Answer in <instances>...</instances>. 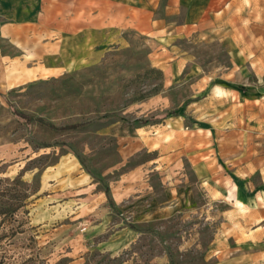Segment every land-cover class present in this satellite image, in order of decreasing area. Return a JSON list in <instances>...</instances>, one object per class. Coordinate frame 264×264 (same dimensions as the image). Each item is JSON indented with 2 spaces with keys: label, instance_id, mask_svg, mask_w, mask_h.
Returning a JSON list of instances; mask_svg holds the SVG:
<instances>
[{
  "label": "rangeland",
  "instance_id": "rangeland-1",
  "mask_svg": "<svg viewBox=\"0 0 264 264\" xmlns=\"http://www.w3.org/2000/svg\"><path fill=\"white\" fill-rule=\"evenodd\" d=\"M48 2L0 37V264H264V242H242L260 219L264 95L244 122L210 96L225 49L248 41L155 39L115 21L130 0Z\"/></svg>",
  "mask_w": 264,
  "mask_h": 264
},
{
  "label": "crops",
  "instance_id": "crops-1",
  "mask_svg": "<svg viewBox=\"0 0 264 264\" xmlns=\"http://www.w3.org/2000/svg\"><path fill=\"white\" fill-rule=\"evenodd\" d=\"M51 1L0 0V37H10V25L39 23L41 8L46 2L50 5ZM54 2L57 3V0ZM114 2L113 6L117 9L127 7L126 3ZM128 7L131 9L129 16L116 10L115 21L128 22L131 28L155 39L189 38L208 33L215 36L219 34L226 40L248 41L241 48L225 49L230 63L222 77L217 78L210 96L215 99L216 105H226L227 119L241 118V122L249 119L250 105L256 102L261 104L260 98L264 95V0H144L142 6H138L137 0H130ZM159 7L163 9L164 16L176 15L184 9V18L179 24L166 22L155 15ZM82 21L89 22V19L83 17ZM49 32L57 36L59 30L53 27ZM232 56L240 58L234 59ZM249 73L255 76L254 85L249 82ZM244 129L243 125L242 131ZM260 136L262 138L264 134ZM233 144L235 141H229L227 150L231 148L236 151L238 146ZM247 149L242 146V154L238 159L245 158ZM254 150L257 156L253 162L260 183L257 194L251 197L260 200L262 209L258 208L260 219L252 223L254 228L245 233L242 239L247 244L264 242V140H259Z\"/></svg>",
  "mask_w": 264,
  "mask_h": 264
},
{
  "label": "trees",
  "instance_id": "trees-1",
  "mask_svg": "<svg viewBox=\"0 0 264 264\" xmlns=\"http://www.w3.org/2000/svg\"><path fill=\"white\" fill-rule=\"evenodd\" d=\"M13 114L19 121L24 123L27 127H29L32 123H37L39 125H44V126L48 127L49 129L57 131V132L78 131L80 129H83L84 127H86L89 124V122H80V123H75V124L57 127L51 123L46 122L44 119H42L40 117H34V116L26 115V114H23V113L16 111V110H13ZM171 116H172V113H166L162 118L171 117ZM133 123L136 124L138 127H143V126L148 125L150 123V120H134ZM104 193L106 195V199H107L109 205L113 206L114 202H113V200L109 194V189L105 188Z\"/></svg>",
  "mask_w": 264,
  "mask_h": 264
}]
</instances>
